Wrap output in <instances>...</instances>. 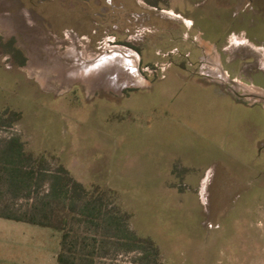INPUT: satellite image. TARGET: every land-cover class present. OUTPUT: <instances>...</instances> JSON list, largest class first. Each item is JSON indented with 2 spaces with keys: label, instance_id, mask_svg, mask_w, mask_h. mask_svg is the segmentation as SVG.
I'll return each instance as SVG.
<instances>
[{
  "label": "rangeland",
  "instance_id": "374dc122",
  "mask_svg": "<svg viewBox=\"0 0 264 264\" xmlns=\"http://www.w3.org/2000/svg\"><path fill=\"white\" fill-rule=\"evenodd\" d=\"M36 1L0 0V26L12 31H0V116L22 113L0 123V145L19 137L48 156L32 193L64 170L116 189L103 213L120 204L123 225L154 239L166 264H264V103L236 96L264 94V44L238 31L216 39L193 15L226 29L230 17L259 16L264 0ZM220 59L243 82L208 77L222 71L208 60ZM96 65L109 69L85 83ZM28 202L0 194V208ZM60 242L57 230L0 217V264H58ZM138 255L112 248L95 264Z\"/></svg>",
  "mask_w": 264,
  "mask_h": 264
},
{
  "label": "trees",
  "instance_id": "16d2710c",
  "mask_svg": "<svg viewBox=\"0 0 264 264\" xmlns=\"http://www.w3.org/2000/svg\"><path fill=\"white\" fill-rule=\"evenodd\" d=\"M7 113L10 118L0 116V123L4 126H12L22 119L19 110L8 109L5 114ZM203 158L198 162L201 163ZM47 161L46 154L36 155L28 151L19 137H12L2 143L0 194L8 193L13 201L30 202L20 208H13L8 204L1 206V218L59 231L61 242L58 264H95L98 257L110 255L112 248L116 251L139 253L136 258L139 264H166L154 239L139 235L123 225L122 216L125 213L120 204L114 203L120 198L116 189L104 188L96 183L86 187L75 182L66 171L60 170V174L50 178V190L46 194L34 195L32 186L40 187L39 181L46 179L44 165ZM25 188L28 190L23 192ZM251 197L253 196L249 195L247 200ZM107 200H114L115 214L103 213V205ZM94 218L103 223L95 222ZM85 222L98 227L101 237L86 234L82 230Z\"/></svg>",
  "mask_w": 264,
  "mask_h": 264
},
{
  "label": "flooded vegetation",
  "instance_id": "af4514ba",
  "mask_svg": "<svg viewBox=\"0 0 264 264\" xmlns=\"http://www.w3.org/2000/svg\"><path fill=\"white\" fill-rule=\"evenodd\" d=\"M31 2H37L36 0H30ZM46 1H50V0H39V2H46ZM65 1V0H64ZM66 1H71V2H82L83 0H66ZM91 0H86V2H89ZM108 3L113 5V2H115V0H106ZM147 2L151 3L152 5H154L156 2H154L153 0H146ZM233 1V0H232ZM239 0H236L233 2V5L235 2H238ZM99 2V1H98ZM154 7H156L154 5ZM157 9V7H156ZM243 9V8H242ZM106 10V9H105ZM258 15L254 16L251 14H246V15H242L234 20H231L233 18H227L228 19V26L226 29H223V25L225 24L224 21L222 20H218L216 21L212 26H209L208 22L205 21V17L203 16V14L201 12H198L197 14H195L193 12L194 17H198L200 18L199 21H201L203 23V29H204V33L205 34H213L215 36L216 39H218L220 36H225L227 34H229L230 32L236 33L235 31H238L240 33L243 34V36L241 38L236 37L237 40H242L243 42L246 41L248 43H251L252 45H257L256 43H263L264 44V40L259 39L260 35L263 36L264 35V11L260 10V13H258ZM176 16H180V15H176ZM252 20V21H250ZM198 21V19H197ZM187 23L189 24V29H192L195 27V22L188 20L187 19ZM200 25H202L200 23ZM209 29H212L211 31H209ZM2 30H6L7 32H12L10 31V28L8 26H0V31ZM203 32H201V38H203ZM259 36V37H258ZM204 39V38H203ZM211 42V41H210ZM217 47L216 45H214V48ZM115 48H120L122 49L123 47H115ZM125 49V48H124ZM129 50H131L130 48H128ZM207 60V59H206ZM221 62V59H220ZM222 64V63H221ZM223 70L226 73V80L229 81H234V82H243L239 79H232L230 76V73L224 69V67L222 66ZM208 77H212V78H216L217 76L220 77L221 74H206ZM222 80L225 79V76L221 77ZM85 79L83 78V81ZM217 80H221L220 78H217ZM85 83H87L86 81H84ZM243 101V100H242ZM241 101V102H242ZM244 102V101H243ZM246 103V102H244ZM253 105V104H252ZM255 105V104H254ZM252 107V106H251Z\"/></svg>",
  "mask_w": 264,
  "mask_h": 264
},
{
  "label": "bare ground",
  "instance_id": "6f19581e",
  "mask_svg": "<svg viewBox=\"0 0 264 264\" xmlns=\"http://www.w3.org/2000/svg\"><path fill=\"white\" fill-rule=\"evenodd\" d=\"M116 52H114L113 54H115ZM117 55V54H116ZM118 55H119V53H118ZM115 56V55H114ZM120 56V55H119ZM108 57V56H107ZM109 58V57H108ZM123 58V57H122ZM122 60V59H121ZM120 60V61H121ZM116 62V61H115ZM123 62V61H122ZM129 62V61H128ZM208 62L210 63V64H213V65H215V66H219V68H220V66H222V64H221V62H219V63H214V62H212L211 60H208ZM121 64V63H120ZM123 65V64H122ZM97 66V65H96ZM104 66H106V67H104ZM103 67L104 68H102V65H98L97 66V71H98V73L96 74V71L93 73V70L91 71L90 70V73H87V74H84L85 76H84V81H86L87 83H91V82H93L94 80H99V79H101L102 77H103V75H104V73H106L107 71H108V69H109V67L107 66V65H104ZM116 66V65H115ZM91 68V67H90ZM89 69V68H88ZM110 69H111V67H110ZM86 70V69H85ZM221 76H220V78L222 77V76H225V80H226V73H225V71L223 70V68L221 67ZM89 71V70H88ZM102 71V73H100ZM84 73V72H83ZM214 74V73H213ZM76 75H77V73H76ZM83 77V76H82ZM231 82H233V83H237V82H234V81H231ZM251 93H253L254 95H256V94H260V95H263L264 96V94H262V92H260V93H257V92H251ZM253 98L254 99H259L261 102H263L264 103V99L263 98H261V97H259L258 95H256V96H253Z\"/></svg>",
  "mask_w": 264,
  "mask_h": 264
},
{
  "label": "water",
  "instance_id": "95a60500",
  "mask_svg": "<svg viewBox=\"0 0 264 264\" xmlns=\"http://www.w3.org/2000/svg\"><path fill=\"white\" fill-rule=\"evenodd\" d=\"M256 95H258L259 97H261V98L264 99V96H263V95H260V94H256ZM256 95H254V94L251 93V92L236 93V96H237L239 99H241V100H243L244 102H246V103H251L252 99H254L253 96H256ZM251 104L254 105V104H260V103L257 102V101H255V102H253V103H251ZM262 104H263V103H262Z\"/></svg>",
  "mask_w": 264,
  "mask_h": 264
},
{
  "label": "crops",
  "instance_id": "0c3cea01",
  "mask_svg": "<svg viewBox=\"0 0 264 264\" xmlns=\"http://www.w3.org/2000/svg\"><path fill=\"white\" fill-rule=\"evenodd\" d=\"M192 171H193V168H192ZM192 171H191V172H192ZM186 197H187V195H186Z\"/></svg>",
  "mask_w": 264,
  "mask_h": 264
}]
</instances>
